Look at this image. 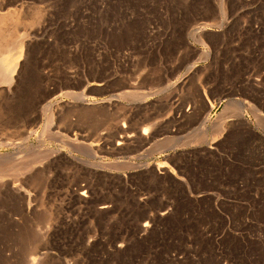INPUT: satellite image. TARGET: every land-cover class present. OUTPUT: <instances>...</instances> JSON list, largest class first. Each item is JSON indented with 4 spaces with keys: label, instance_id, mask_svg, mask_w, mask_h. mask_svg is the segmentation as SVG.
<instances>
[{
    "label": "rangeland",
    "instance_id": "obj_1",
    "mask_svg": "<svg viewBox=\"0 0 264 264\" xmlns=\"http://www.w3.org/2000/svg\"><path fill=\"white\" fill-rule=\"evenodd\" d=\"M4 13L0 264H264V0Z\"/></svg>",
    "mask_w": 264,
    "mask_h": 264
},
{
    "label": "bare ground",
    "instance_id": "obj_2",
    "mask_svg": "<svg viewBox=\"0 0 264 264\" xmlns=\"http://www.w3.org/2000/svg\"><path fill=\"white\" fill-rule=\"evenodd\" d=\"M8 13V12H7ZM4 14H6V13H4ZM1 15V17H0V37H3V30H2V27H3V25H5V24H7L8 25V23L10 22H15L16 21V19L15 18H11V17H9L7 14L6 15ZM14 20V21H13ZM16 23V22H15ZM12 24V23H11ZM10 24V25H11ZM6 25V26H7ZM13 26L15 27V25L13 24ZM11 27V26H10ZM4 32H5V30H4ZM6 35V34H5ZM7 39V38H6ZM10 41H12V40H10ZM9 43V42H8ZM2 45V44H1ZM5 47V46H4ZM7 47V46H6ZM10 57V56H9ZM8 59V58H7ZM7 62L4 60V59H0V78L2 79V81H0V83L1 82H8V84H9V82L11 83V81H12V75H13V73L16 71V69H17V64L12 68V69H10V67H9V69H8V67H7V64H6ZM7 84V83H6ZM1 85V84H0ZM3 85V84H2ZM5 86V85H4ZM232 108V107H231ZM234 109H235V107H234ZM233 109V110H234ZM145 129L143 128V131H144ZM146 131V132H145ZM143 133L145 134V133H147V131L148 130H145ZM127 132V131H126ZM99 136V135H98ZM122 137H124V136H122ZM128 137H131V136H128ZM133 137V136H132ZM125 138V140H126V137H124ZM131 139V138H130ZM128 140V139H127ZM129 141V140H128ZM118 142V141H117ZM124 142H126V141H124ZM123 141L121 142V144L122 143H124ZM118 144H120V142L118 143ZM98 145V144H97ZM117 147V146H116ZM80 195H85L84 194V191H82V192H80L79 193ZM82 197V196H81ZM108 208H109V205H106V204H103L101 207H100V209L101 210H105L106 211V209L108 210ZM106 214V213H105ZM144 227H147V224H144Z\"/></svg>",
    "mask_w": 264,
    "mask_h": 264
},
{
    "label": "crops",
    "instance_id": "obj_3",
    "mask_svg": "<svg viewBox=\"0 0 264 264\" xmlns=\"http://www.w3.org/2000/svg\"><path fill=\"white\" fill-rule=\"evenodd\" d=\"M238 100H240V99H238ZM202 101L204 102V103H206V105L208 106V107H212V110L215 108V105L217 104L216 103V100L214 99H211V98H206V97H203V99H202ZM212 102H214V104H212ZM206 111H207V109H206ZM208 112H209V109H208V111H207V114H208Z\"/></svg>",
    "mask_w": 264,
    "mask_h": 264
}]
</instances>
